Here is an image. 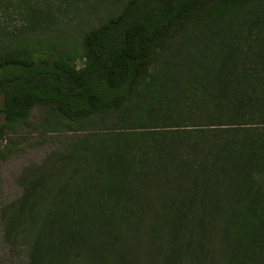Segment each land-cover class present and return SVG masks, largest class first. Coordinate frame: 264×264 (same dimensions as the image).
<instances>
[{"label": "trees", "instance_id": "obj_1", "mask_svg": "<svg viewBox=\"0 0 264 264\" xmlns=\"http://www.w3.org/2000/svg\"><path fill=\"white\" fill-rule=\"evenodd\" d=\"M6 33L0 140L35 106L68 134L8 207L47 264H264V0H127L67 51Z\"/></svg>", "mask_w": 264, "mask_h": 264}, {"label": "rangeland", "instance_id": "obj_2", "mask_svg": "<svg viewBox=\"0 0 264 264\" xmlns=\"http://www.w3.org/2000/svg\"><path fill=\"white\" fill-rule=\"evenodd\" d=\"M126 1L0 0V21L7 27L6 35L14 41L40 39L56 43L63 51L73 47L80 49L82 35L116 14ZM2 107L0 94V109ZM48 113V109L35 106L28 124L21 126L19 134L0 140V264H47L42 253L32 249V242L21 238V219L12 217L8 207L31 190L22 178L24 169L41 164L54 150L66 144L65 131H50L44 126ZM3 120L0 112V124ZM10 148L7 155L3 150Z\"/></svg>", "mask_w": 264, "mask_h": 264}, {"label": "flooded vegetation", "instance_id": "obj_3", "mask_svg": "<svg viewBox=\"0 0 264 264\" xmlns=\"http://www.w3.org/2000/svg\"><path fill=\"white\" fill-rule=\"evenodd\" d=\"M0 112L2 113L1 109H0ZM2 114H3V113H2ZM3 116H4V114H3Z\"/></svg>", "mask_w": 264, "mask_h": 264}]
</instances>
